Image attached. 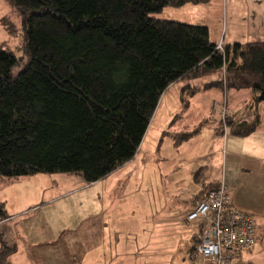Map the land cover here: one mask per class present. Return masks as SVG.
I'll return each instance as SVG.
<instances>
[{"label": "trees", "instance_id": "1", "mask_svg": "<svg viewBox=\"0 0 264 264\" xmlns=\"http://www.w3.org/2000/svg\"><path fill=\"white\" fill-rule=\"evenodd\" d=\"M205 1L7 0L22 18L28 61L14 74L19 57L0 43V184L39 172L78 173L88 183L109 176L135 156L163 93L177 81H189L182 94L251 89L253 118L226 113L218 125L239 136L256 131L264 40L220 50L207 25L152 15L168 5ZM1 20L13 34L9 17ZM224 67L218 79L191 82ZM181 102L169 127L188 109L189 100ZM210 121L166 128L160 141L170 136L179 146ZM203 170L194 173L197 181ZM217 183L202 186L196 206ZM9 216L0 200V219ZM199 241L200 233L190 252ZM14 251L0 234V264H11Z\"/></svg>", "mask_w": 264, "mask_h": 264}, {"label": "crops", "instance_id": "2", "mask_svg": "<svg viewBox=\"0 0 264 264\" xmlns=\"http://www.w3.org/2000/svg\"><path fill=\"white\" fill-rule=\"evenodd\" d=\"M178 7L185 9L187 7L195 16L182 18L183 20L173 19L207 25L210 39L216 44L222 42L226 46L236 42L264 40V0H207L199 3L187 2ZM218 78H220L219 73ZM214 79L212 75L191 82L204 84ZM179 82L171 84L166 89L162 100L171 90L175 98L179 97L181 100V97H185L189 100L188 109L179 117V121L183 120V123L180 127L177 125V128V121L170 127V120L157 123L153 136L149 138L152 130L151 121L135 156L109 175L112 180L109 181L108 202L103 206L101 200H94L92 210L89 209L87 212L90 214L88 221L72 227L68 226L67 222L62 224L61 221H57L55 224L52 209L39 215L43 208H49L41 204L17 212L7 209L10 216L0 224V234L9 245L15 246V251L9 256L11 264H194L190 249L199 238L200 227L197 223L193 224L196 219L186 220L180 214L181 210L150 211L146 206L145 212L138 216L141 218L135 224L134 215L125 209L114 208L116 200L112 198L121 196V201L125 200L131 193H124V190L128 191L134 186L135 192L147 193L150 209H153L154 203H160L161 197L156 198L155 194V187L158 185L155 178L157 176L162 180L164 176L162 164L166 158L161 155L164 144H170L165 143L170 140L172 146L177 149L182 148L186 142L175 146L170 136H165L160 141L162 132L166 128L177 131L190 129L206 117H211L212 121L203 126L199 135L206 132L211 134L216 144L211 149L212 157L207 158L210 153H204L206 158H195V163L189 169V172H192L190 174L192 195L185 201L191 202V206L187 209L195 208L204 184L224 181L233 205L257 216L259 220L256 243L250 249L243 251L234 264H261L264 261V119L262 118L264 101L258 104V110L262 112L259 111L261 126L249 135L239 136L228 131L227 128L224 131L220 129L218 117H220L221 104L223 105L227 100V113L237 112L238 117L242 119H249L253 114V108L246 110L243 104L235 100V107L230 110L229 98L232 93L230 90L223 91L219 87L203 89L192 96L188 91L182 94L183 87L189 81L185 80L186 83L182 86ZM205 91L212 92L210 93L212 103L208 102V105L212 106H208V109L202 103L204 99L202 93ZM176 92H178L177 96ZM214 113L217 118L213 117ZM209 127L212 131H206ZM145 142L149 146L144 151ZM244 144L246 152L241 150ZM215 147L217 149H214ZM138 158L142 160L137 163ZM201 160L203 162H199ZM201 167H204V172L197 181L194 173ZM240 172L245 179H252L243 189L242 182L235 183L233 178L236 175L240 177ZM109 176L101 180H106ZM101 180L86 184L96 186L98 182H102ZM254 187L257 191L256 205L252 206L246 202V197L242 196L248 194ZM0 200L5 199L0 197ZM45 204L54 206L55 202L50 200Z\"/></svg>", "mask_w": 264, "mask_h": 264}, {"label": "rangeland", "instance_id": "3", "mask_svg": "<svg viewBox=\"0 0 264 264\" xmlns=\"http://www.w3.org/2000/svg\"><path fill=\"white\" fill-rule=\"evenodd\" d=\"M250 2L251 1H248V3ZM5 15L9 17L12 24L14 25L15 31L13 34H11L7 30L6 26L1 20V17ZM152 15L168 17L172 19L178 18L180 20H183L182 18L185 17L193 18L195 16L194 13L188 11L187 7L185 9L182 7L171 5L164 7L159 12L152 13ZM0 43H3L5 46L10 47L15 52L16 56L19 57L20 62L13 67V73L17 74L24 66V64L28 61V55L23 48L24 29L22 18L15 10V8H13V6L7 2V0H0ZM219 74L220 76H222V70L219 72ZM213 76L215 79L218 78V74ZM179 83L182 86L186 82L180 81ZM210 93L212 92L205 91L202 93L204 98L202 103L207 109L208 106H212L208 105V102L212 103V97ZM230 93H232V96H230L229 98L230 110L231 108L235 107L234 102L236 101L243 104L246 110L251 108V105L253 104V94L251 89H231ZM177 94L178 92H176V96ZM190 96H192V94ZM162 99L163 96L161 97L157 109L155 110V113L151 120L152 130L149 133V138L153 136V130L156 128L157 123L160 124L164 120H170L171 122L176 114L182 112L183 109L180 98L174 97L173 90L168 92L164 100ZM226 101L227 100H225V103H223V105L221 104V107L219 109L220 117H218L216 113H214L213 117H218L219 122H222L220 120H222L221 116L223 115V112L226 110L225 113H227ZM253 116L254 115L251 114L249 120L252 119ZM262 118L264 119V112L262 113ZM239 119L241 120L242 118L239 117ZM176 121V128L177 125L180 127L181 123H183V120L179 121V118H177ZM227 130L230 131L229 128H227ZM206 131H212V128L209 127ZM196 136L187 139L186 142L184 141L185 143L182 148L177 149L172 146V142H170V140H167L165 142L170 144H164V148L161 154L163 158H166L165 162L162 164L164 176L162 180H160L157 176L155 178L156 183H158V185H156L155 187V194L156 198L161 197L160 203H154L153 209H150V205L148 206L149 200L147 201L146 198L147 193L142 191L135 192L134 186H131L128 191L124 190V193H131V195L127 196L125 200L121 201V196H118L116 199L115 196H113L112 200H116V202L114 203V208L118 210L125 209L129 211L135 217V224L141 218H139L138 216H141L145 212L146 206L147 208L149 207L150 211L158 210L166 212H178L181 210L180 214L184 218H186V220H188L189 213L194 209V207L187 209L189 206H191V202H185L186 200H188V198H190V195H192V177L190 175L192 174V172H189V169L191 168L192 164L195 163V158H206L204 156V153H210L207 158L212 157L211 149L212 146L216 144V141H213L211 134L207 132L195 138ZM148 146V143L145 142L144 151ZM214 149H217V147H215ZM241 150H243L244 152L247 151L245 144L241 147ZM141 158H138L137 163L142 160ZM196 162H198V160ZM199 162L203 161L201 160ZM260 170H262V168H260ZM140 172L141 171H138V173ZM233 178L235 183L242 182V189L245 188L246 185L250 184L252 180L245 179V176H242L241 172L240 177L236 175L233 176ZM110 180H112V177L110 178L109 176L108 178H106V180H101L102 184L98 182V184L94 186V184H86V181L83 180V177H81L78 173L39 172L36 174L10 179L7 183H2L0 185V197L2 199H5V208L11 212H17L23 209L28 210L32 206L41 204V206L49 208H43L39 212V215H41L42 212L48 211V209H52V215L54 214L55 216V224H57V221H61L62 224H66L67 222V225L72 227L81 225L83 221L86 222L89 220L90 214H88L87 212L89 209L92 210L94 200H101L103 202V206L108 202V196L110 194ZM161 184H163V186ZM256 194L257 191L254 187L248 194L242 197H246V202L254 206L256 205ZM50 200H54V206H48L47 204H45V202H48ZM13 207H16V209H13ZM60 217L61 220H59ZM84 218L87 220H85ZM196 223L198 224V227L201 228V218H196L193 224ZM130 224L132 225V222ZM192 258L193 257L191 254V259ZM234 263L236 262H233L232 264ZM261 264H264V261Z\"/></svg>", "mask_w": 264, "mask_h": 264}, {"label": "built area", "instance_id": "4", "mask_svg": "<svg viewBox=\"0 0 264 264\" xmlns=\"http://www.w3.org/2000/svg\"><path fill=\"white\" fill-rule=\"evenodd\" d=\"M217 48L224 50L225 45L219 42ZM225 187L224 181H219L188 215L189 221L201 218L200 241L191 252L194 264H232L256 243L258 217L234 206ZM4 220L0 219V224Z\"/></svg>", "mask_w": 264, "mask_h": 264}]
</instances>
